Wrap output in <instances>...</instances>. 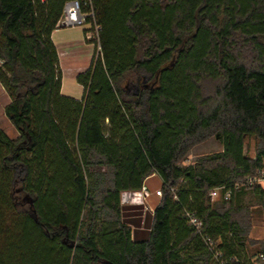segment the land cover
<instances>
[{
	"label": "trees",
	"instance_id": "1",
	"mask_svg": "<svg viewBox=\"0 0 264 264\" xmlns=\"http://www.w3.org/2000/svg\"><path fill=\"white\" fill-rule=\"evenodd\" d=\"M68 1L0 0L18 134L0 129V264H264L247 203L264 211V190L235 189L264 169V0H92L99 52L76 76L81 99L61 94L51 39ZM211 139L219 152L178 166ZM152 176L143 238L120 197ZM219 187L228 201L209 198Z\"/></svg>",
	"mask_w": 264,
	"mask_h": 264
},
{
	"label": "rangeland",
	"instance_id": "2",
	"mask_svg": "<svg viewBox=\"0 0 264 264\" xmlns=\"http://www.w3.org/2000/svg\"><path fill=\"white\" fill-rule=\"evenodd\" d=\"M87 27L79 28H62L54 35L53 40L59 48L60 53H66V56H61L59 66L62 74V95L74 99H81L83 95L82 88L77 84L75 77L77 74L88 69L90 61L94 56L98 55L99 50L95 41L86 42L84 39V31ZM9 104V99L0 86V129L10 139L17 138L18 134L10 125L4 116V108ZM221 145L214 139L195 147L186 157V159L178 163L179 167H187L193 165L195 161L203 156L219 152ZM255 141L247 139L245 141L244 151L249 156L254 155ZM145 186L151 192L155 193L160 190L161 180L157 176L150 177ZM264 189V185H262ZM160 197L150 196L145 202L146 208H154ZM249 209L252 212L251 229L249 238L252 241L264 242V211L257 206V201L253 197H248ZM141 241V240H140ZM258 247V246H257ZM257 247H253L254 250ZM255 264H262L261 262Z\"/></svg>",
	"mask_w": 264,
	"mask_h": 264
},
{
	"label": "built area",
	"instance_id": "3",
	"mask_svg": "<svg viewBox=\"0 0 264 264\" xmlns=\"http://www.w3.org/2000/svg\"><path fill=\"white\" fill-rule=\"evenodd\" d=\"M79 28L87 27L89 32L86 33V40L95 41L98 43V34L100 28L96 22V12L92 0H69L64 5L62 15L58 21L57 28ZM99 49V47H97ZM257 184L262 187L264 185V169L257 173L254 177H246L235 185V189L243 186H252ZM264 190V189H263ZM155 196L161 197L160 190L154 193ZM151 196L149 189L143 185L139 191L123 192L120 197L122 206H145L146 200ZM231 197V190L219 187L213 189L209 193V198L212 201L222 199L228 201ZM151 211V209L146 208ZM189 224L197 231L202 229V222L196 218L194 214H187ZM205 244L212 248L213 242L209 238H204ZM215 258H220L218 253Z\"/></svg>",
	"mask_w": 264,
	"mask_h": 264
},
{
	"label": "crops",
	"instance_id": "4",
	"mask_svg": "<svg viewBox=\"0 0 264 264\" xmlns=\"http://www.w3.org/2000/svg\"><path fill=\"white\" fill-rule=\"evenodd\" d=\"M62 28H57L51 35V39L52 42L57 50V54H58V58L60 60L61 56H66V53H60L59 48L55 45L53 37L54 35L58 32V30H60ZM84 33V32H83ZM85 39V38H84ZM84 72V71H83ZM82 73V72H81ZM80 74V73H79ZM78 75V74H77ZM76 75V76H77ZM76 79V77H75ZM80 86V85H79ZM81 87V86H80ZM82 88V87H81ZM83 90V88H82ZM61 91H62V87H61ZM62 93V92H61ZM148 188V187H147ZM149 189V188H148ZM150 193H151V197L154 196V193L151 192V190L149 189ZM150 198V197H149ZM147 201V200H146ZM126 207H131V208H135L130 210L131 214H133V218L138 220V225L137 227H135V232L138 234V236L140 237H147L150 231V225H151V220H152V208L151 211L146 210L145 206H126ZM150 209V208H149Z\"/></svg>",
	"mask_w": 264,
	"mask_h": 264
},
{
	"label": "water",
	"instance_id": "5",
	"mask_svg": "<svg viewBox=\"0 0 264 264\" xmlns=\"http://www.w3.org/2000/svg\"><path fill=\"white\" fill-rule=\"evenodd\" d=\"M62 28H64V27H62Z\"/></svg>",
	"mask_w": 264,
	"mask_h": 264
}]
</instances>
